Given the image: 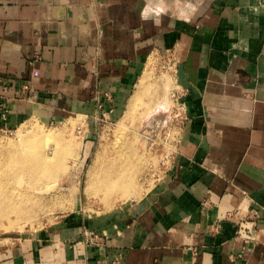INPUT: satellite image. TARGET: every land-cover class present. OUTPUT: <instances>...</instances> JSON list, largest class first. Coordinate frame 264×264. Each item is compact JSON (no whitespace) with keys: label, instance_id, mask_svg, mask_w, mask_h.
<instances>
[{"label":"crops","instance_id":"crops-1","mask_svg":"<svg viewBox=\"0 0 264 264\" xmlns=\"http://www.w3.org/2000/svg\"><path fill=\"white\" fill-rule=\"evenodd\" d=\"M153 54L173 60L185 112L161 177L11 238L0 264H264V0H0V129L57 111L112 120Z\"/></svg>","mask_w":264,"mask_h":264},{"label":"rangeland","instance_id":"rangeland-1","mask_svg":"<svg viewBox=\"0 0 264 264\" xmlns=\"http://www.w3.org/2000/svg\"><path fill=\"white\" fill-rule=\"evenodd\" d=\"M174 69L173 60L166 55L149 56L145 70L135 82L131 95L127 98L122 110L112 120L110 117L104 119L97 115L94 118L95 124L89 122L88 124L87 119L90 116L86 117L81 112L57 111L55 114L47 115L46 118L38 115L29 117L14 129L0 130V159L2 158L3 161L8 155H14L15 147L8 144H16L20 137L29 133L34 126L46 131L62 129L63 139H73L78 142L73 156L63 160L66 169L57 177L48 179L53 189H50L49 193H40L43 198L41 197V200L36 203L28 222L22 224L20 228L0 229V247L9 244L11 238H23L30 233L50 229L70 213L82 214L85 211L87 214L94 215L141 198L161 177L177 133L176 119L178 117L175 111L178 105L175 98L178 86L174 78ZM142 77L146 81V88L142 89L135 109L129 112L131 96L137 90ZM161 116L168 118L169 123L167 125L161 123L156 127L154 119ZM124 140L134 146L140 155L141 164L134 179L135 186L140 189V196L122 200L115 195L104 202L101 200L100 192L93 195L86 194L84 188L87 170L95 153L103 147L106 148L105 152L109 153L113 146L116 147ZM6 148L7 151H5ZM12 180L14 183L11 182L8 185L4 181L5 187L17 185L15 173L10 178V181ZM10 220H15V217L12 216ZM3 224L7 227L8 221L5 219Z\"/></svg>","mask_w":264,"mask_h":264},{"label":"bare ground","instance_id":"bare-ground-1","mask_svg":"<svg viewBox=\"0 0 264 264\" xmlns=\"http://www.w3.org/2000/svg\"><path fill=\"white\" fill-rule=\"evenodd\" d=\"M143 77L131 97L129 112L135 109L142 89L146 88ZM34 127L18 138L16 144H8L15 147L14 155H8L4 161L0 159V229L20 228L28 222L36 203L43 198L40 193H49L53 189L48 179L57 177L65 170L63 160L72 157L77 150L78 142L65 140V137L63 139L62 129L46 131ZM105 149L103 147L95 153L88 167L85 193L93 195L100 192L104 202L115 195L122 200L140 196V189L135 186L134 179L141 159L135 147L124 140L116 147L113 146L109 153ZM14 173L17 185L5 187V184L14 183L15 179L10 181ZM4 181L7 183L4 184ZM12 216L15 220H10ZM5 219L8 221L7 227L3 224Z\"/></svg>","mask_w":264,"mask_h":264},{"label":"built area","instance_id":"built-area-1","mask_svg":"<svg viewBox=\"0 0 264 264\" xmlns=\"http://www.w3.org/2000/svg\"><path fill=\"white\" fill-rule=\"evenodd\" d=\"M176 98L175 101L177 102L178 107H176L175 115L178 117L176 125H178L182 120L185 119V112H184V104L181 101L182 93L176 89ZM101 118H104L101 116ZM6 131L5 129H0ZM253 214L251 215V219L257 215L256 210H252ZM250 218H237V231L236 234L238 237L243 239L245 242H254L256 240L257 230L254 222ZM99 235L93 232H89L86 234L85 242L88 244H99ZM110 264H120V259L115 257L112 259Z\"/></svg>","mask_w":264,"mask_h":264}]
</instances>
